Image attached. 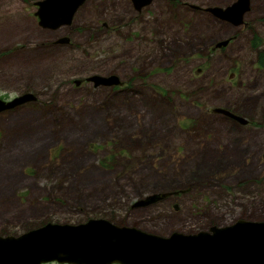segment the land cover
I'll use <instances>...</instances> for the list:
<instances>
[{"label": "rangeland", "instance_id": "rangeland-1", "mask_svg": "<svg viewBox=\"0 0 264 264\" xmlns=\"http://www.w3.org/2000/svg\"><path fill=\"white\" fill-rule=\"evenodd\" d=\"M37 1L0 0V98L37 97L0 112V235L90 217L165 236L264 220V68L249 44L253 30L264 45V0L241 27L204 10L237 0H84L56 28ZM95 73L132 88L73 83Z\"/></svg>", "mask_w": 264, "mask_h": 264}, {"label": "water", "instance_id": "water-1", "mask_svg": "<svg viewBox=\"0 0 264 264\" xmlns=\"http://www.w3.org/2000/svg\"><path fill=\"white\" fill-rule=\"evenodd\" d=\"M83 1L39 0L35 2V14L40 25L56 28L70 24ZM147 2L149 0H143L140 5ZM248 9L249 0H237L225 8H204L212 16L234 25L242 22ZM226 43L220 41L215 46ZM85 80L94 87L120 83L116 75L96 73ZM81 81L75 79L73 83L78 86ZM34 100L36 96L31 92L8 100L0 98V112ZM213 111L240 119L223 108ZM164 197L165 193L150 194L132 206L146 205ZM52 261L68 264H264V221L239 218L222 226L211 225L187 233L172 231L165 236L105 217H90L78 223L48 221L19 235H0V264Z\"/></svg>", "mask_w": 264, "mask_h": 264}, {"label": "flooded vegetation", "instance_id": "flooded-vegetation-1", "mask_svg": "<svg viewBox=\"0 0 264 264\" xmlns=\"http://www.w3.org/2000/svg\"><path fill=\"white\" fill-rule=\"evenodd\" d=\"M137 2L136 3H138V4H136L135 5V3L133 2V0H131V3H132V5H133V7H134V9L138 12V11H141V10H143L144 9V7L146 6L147 7V5H150L152 2H154V1H157V0H149V2H147V3H144V4H141L140 5V3H143V0H136ZM159 1H165V2H169V0H159ZM172 1H174L175 2V6H177V4H178V1L179 0H172ZM83 3V2H82ZM81 3V4H82ZM181 3V2H180ZM137 5H138V7L139 8H137ZM183 5H187L185 2H183ZM37 6V5H36ZM136 6V7H135ZM203 11V12H205L203 9H199L198 11ZM250 10V2H249V9H248V11ZM247 11V12H248ZM247 12H245V13H247ZM206 13V12H205ZM209 14V13H208ZM74 15V14H73ZM73 17L74 16H72V18H71V21H73L72 19H73ZM214 18H216V17H214ZM216 19H218V18H216ZM218 20H220V21H224V22H227V23H229V24H231L232 26H236V25H234V24H232L231 22H228V21H226V20H222V19H218ZM70 21V22H71ZM72 23V22H71ZM70 23V24H71ZM69 24V25H70ZM103 24L105 25L106 23L105 22H103ZM243 25H247V23L244 21V16H243V18H242V22L239 24V26H236V27H241V26H243ZM251 35H252V40L249 42V44H250V48H251V50L253 51V53H254V55H253V57L250 59V62H251V60H253V62H251V65L253 66V67H257V68H260V69H262V68H264V45H263V41H262V39H261V37H260V35L257 33V32H255V31H253V30H251ZM236 40L237 38L234 36V37H230V38H228L227 40H224V41H227V43L225 44V45H222V46H220L221 48H226L227 47V45L232 41V40ZM59 40H62V41H68L67 43H71V39L68 37V36H63V37H61V38H58L57 39V41L55 42L56 44L57 43H61L62 41H59ZM216 46H214V43H213V45H212V47H210V48H206L205 50H204V55H206V52H207V54H210V53H208V50L209 49H211V50H215V49H220V48H215ZM201 71V68H196V72H200ZM96 74H99V73H96ZM107 75H115L114 73H109V74H107ZM117 76V75H116ZM117 77H119V76H117ZM119 80H120V78H119ZM85 82H87L86 80H84ZM132 83V81H129V80H127V81H121L120 80V83H119V85H111V86H107V87H118V88H127V89H129V88H132V87H130V84ZM217 108V107H216ZM213 109H215V108H212V111H213ZM232 114H234V115H236V116H238L240 119H234L233 117H230V116H227V115H225V114H223V113H220V112H214L213 111V113L212 114H214L215 116H216V118H218V116H217V114H219V115H222V116H225L226 117V119H229V120H231L232 122H234L235 124H242V125H247V126H252V124L254 123V121L250 118V117H248V115L246 116V115H244L242 112H240L239 113V111H230ZM231 129H233L234 130V128H231ZM160 200H162V199H160ZM160 200H156V201H154V202H150V203H148V204H146V205H144V206H149L151 203H156V202H158V201H160ZM118 224H121V223H118ZM27 231V230H26ZM46 264H60V263H57V262H53V263H46Z\"/></svg>", "mask_w": 264, "mask_h": 264}, {"label": "bare ground", "instance_id": "bare-ground-1", "mask_svg": "<svg viewBox=\"0 0 264 264\" xmlns=\"http://www.w3.org/2000/svg\"><path fill=\"white\" fill-rule=\"evenodd\" d=\"M133 2L135 3V5L137 4V3H136V2H137L136 0H133Z\"/></svg>", "mask_w": 264, "mask_h": 264}]
</instances>
